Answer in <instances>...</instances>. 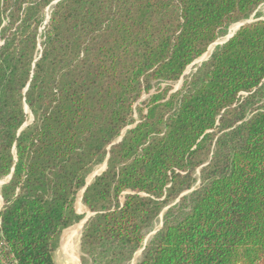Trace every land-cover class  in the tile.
<instances>
[{"label": "trees", "instance_id": "trees-1", "mask_svg": "<svg viewBox=\"0 0 264 264\" xmlns=\"http://www.w3.org/2000/svg\"><path fill=\"white\" fill-rule=\"evenodd\" d=\"M56 1L0 0L2 258L56 264L107 162L82 264H264V13L184 76L264 0Z\"/></svg>", "mask_w": 264, "mask_h": 264}, {"label": "rangeland", "instance_id": "rangeland-1", "mask_svg": "<svg viewBox=\"0 0 264 264\" xmlns=\"http://www.w3.org/2000/svg\"><path fill=\"white\" fill-rule=\"evenodd\" d=\"M49 12H50V9H49ZM257 12H261V13H264V3L258 8V10L256 11V13ZM256 13H255V15H256ZM48 15V14H47ZM255 15H252L251 16V18H250V20H254L255 18ZM47 18H48V16H47ZM239 23V22H238ZM238 23H235V24H238ZM235 24H233V25H231L230 27H229V29H228V31H227V33H226V35L225 36H222V37H220L219 39H217V41H218V43L215 45V46H212L211 48H209L206 52H205V55L204 56H206V55H208L209 54V52H213L215 49H216V47H218V46H220V45H222V44H220V43H222L224 40H225V38H226V36L231 32V30H232V27L235 25ZM237 29V28H236ZM211 55V54H210ZM203 56V58H205ZM207 57H209V56H207ZM206 57V58H207ZM201 65V62L200 61H198V62H195L193 65H190L187 69H186V71H185V73H184V76L185 77H187V76H190L192 73H194L195 71H196V69H197V67L198 66H200ZM185 77H182L179 81H177V82H174V83H171V85H172V87H173V91L172 92H175V91H177V90H179V89H181V87H182V85H183V82H184V80H185ZM148 95H145V98L147 97ZM28 113H29V120H28V122L27 123H31L32 122V120H33V117H32V115H31V112H30V110H28ZM105 168V164H102V165H100V166H98L97 167V169H95V170H101L102 171V169H104ZM94 173H96V171H94ZM7 180V177L5 178V179H3V180H1V181H6ZM88 180H91L90 179V177L88 178ZM2 185L3 184H0V211H1V205L3 206V200H2V195H1V187H2ZM81 192V191H80ZM80 194V193H79ZM79 194H78V196H79ZM78 196H77V199H76V203H75V207H76V204H77V200H78ZM81 200H82V197H81ZM82 203H83V200H82ZM83 205H85L84 203H83ZM86 206V205H85ZM88 208V207H87ZM77 210V209H76ZM89 210V209H88ZM78 211V210H77ZM90 211V210H89ZM78 212H80V211H78ZM88 212V211H87ZM86 211H82V212H80V213H83V215L85 216L86 215V213H87ZM164 214V212L156 219V221L154 222V224H153V226L146 232V234H145V239H144V245L146 244V243H148L151 239H152V237H153V235H154V232L155 231H158L160 228H161V225H162V215ZM79 224H80V226H81V222H79ZM75 225V224H74ZM81 228H82V226H81ZM81 230V229H80ZM83 231V230H82ZM81 234V233H80ZM82 235V234H81ZM80 243H81V236H80V241H79V249H78V252H77V260H76V264H78V257H79V255H80V258H81V250H80ZM61 255V256H60ZM141 255H142V252H141V249L135 254V256H134V258H133V260L129 263V264H137L139 261H140V259H141ZM68 256L66 255V254H64L63 253V246L61 245V248L59 247L58 249H57V251H56V253H55V261H56V264H69V261H67V258ZM80 264V263H79ZM82 264V263H81Z\"/></svg>", "mask_w": 264, "mask_h": 264}, {"label": "bare ground", "instance_id": "bare-ground-1", "mask_svg": "<svg viewBox=\"0 0 264 264\" xmlns=\"http://www.w3.org/2000/svg\"><path fill=\"white\" fill-rule=\"evenodd\" d=\"M239 24H235L232 27L231 32L226 36L225 40L227 39L228 36H230L238 27ZM224 40V41H225ZM223 41V42H224ZM212 46H215L212 45ZM212 46H210L209 48H211ZM211 52H209L208 55L204 56L205 58L207 56H210ZM97 169V168H96ZM96 173H100L101 170H95ZM94 177L93 173L90 175V179L92 180ZM83 193L80 192L79 196H78V202L76 204V208L78 211H82L84 209H87V207L85 205H83L82 200H81V195ZM81 226L79 223L75 224L74 226L68 228L67 230L64 231L63 233V237H62V241H63V247L66 248V251L68 252L69 256L66 258L67 261H69V264H76V260H77V252L79 249V241H80V231ZM61 256V255H60Z\"/></svg>", "mask_w": 264, "mask_h": 264}, {"label": "water", "instance_id": "water-1", "mask_svg": "<svg viewBox=\"0 0 264 264\" xmlns=\"http://www.w3.org/2000/svg\"><path fill=\"white\" fill-rule=\"evenodd\" d=\"M58 1V0H57ZM56 1V2H57ZM55 2V3H56ZM256 13V12H255ZM255 13L253 14V15H255ZM253 21H255V20H250V19H248V20H244V21H241V22H239L238 24V27H237V29L230 35V36H228L227 37V39L224 41V42H222V43H220V44H224V43H226L230 38H232L234 35H235V33L237 32V30L241 27V26H243V25H245V24H247V23H251V22H253ZM218 43V41L216 40L214 43H212L210 46H212V45H216ZM209 46V47H210ZM208 47V48H209ZM213 53V52H212ZM212 53H211V55H212ZM205 55V53L201 56V57H199L198 59H196L191 65H193L195 62H198V61H200L201 63L202 62H204V61H207L209 58H210V56L209 57H207V58H203V56ZM26 109H27V112H28V110H29V108H28V106H26ZM27 125H29V123H26L24 126H23V128L22 129H24ZM123 136H124V133H123V135L118 139V141H121L122 140V138H123ZM105 164V168L100 172V173H94L93 172V175H94V177L95 176H98V175H100L103 171H105L106 169H107V162H105L104 163ZM11 177H12V174L11 175H9L8 177H7V180L6 181H0V184H5V183H7L10 179H11ZM94 177H93V179H94ZM93 179L92 180H88L87 179V184H86V186L81 190L82 191V193H84V191L86 190V188L88 187V185L89 184H91L92 183V181H93ZM83 195V194H82ZM78 212V211H77ZM79 214H83V213H80V212H78ZM93 215V213L90 211V212H88V213H86V215L84 216V218L80 221L81 223H82V229H81V234H82V230H83V228H84V226H85V224L87 223V221L89 220V218L91 217ZM162 217H163V215H162ZM162 225H163V222H162ZM162 225H161V227H162ZM157 231H155L154 232V234L156 233ZM81 234H80V236H81ZM147 244V243H146ZM145 244V245H146ZM61 245H62V237H61V241H60V248H61ZM143 249H144V247L141 249V252L143 251ZM80 264H81V259H80Z\"/></svg>", "mask_w": 264, "mask_h": 264}, {"label": "crops", "instance_id": "crops-1", "mask_svg": "<svg viewBox=\"0 0 264 264\" xmlns=\"http://www.w3.org/2000/svg\"><path fill=\"white\" fill-rule=\"evenodd\" d=\"M103 170V169H102ZM81 193H82V191H81ZM81 197H83V195H81ZM87 207V206H86ZM1 208H2V205H1ZM77 209V208H76ZM89 208H87V209H84V210H82V211H88V212H90L89 210H88ZM82 211H80V212H82ZM87 212V213H88ZM83 215V214H82ZM77 224V223H76ZM74 226V225H73ZM81 226H82V223H81ZM72 227V226H71ZM70 228V227H69ZM68 229V228H67ZM66 229V230H67ZM82 229V228H81ZM81 231V230H80ZM64 233V232H63ZM0 236H1V217H0ZM63 237V236H62ZM62 246H63V241H62ZM63 253L64 254H66L67 256H69V254H68V252L66 251V248H64L63 247ZM80 255H79V257H78V264L80 263ZM0 264H15L14 263V261H12L11 259H5V258H0Z\"/></svg>", "mask_w": 264, "mask_h": 264}, {"label": "built area", "instance_id": "built-area-1", "mask_svg": "<svg viewBox=\"0 0 264 264\" xmlns=\"http://www.w3.org/2000/svg\"><path fill=\"white\" fill-rule=\"evenodd\" d=\"M0 258H2V253H1V251H0Z\"/></svg>", "mask_w": 264, "mask_h": 264}]
</instances>
